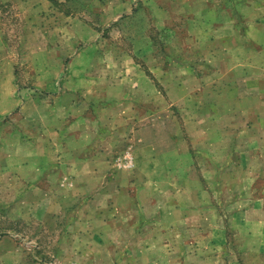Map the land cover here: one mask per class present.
Returning a JSON list of instances; mask_svg holds the SVG:
<instances>
[{"label":"crops","instance_id":"crops-1","mask_svg":"<svg viewBox=\"0 0 264 264\" xmlns=\"http://www.w3.org/2000/svg\"><path fill=\"white\" fill-rule=\"evenodd\" d=\"M177 1L182 0H172L171 10L165 12L167 22H173V12L178 8L185 9L177 13L186 16L194 5L186 0L182 3ZM14 2L28 5L33 12H36L34 6L40 2L43 5L46 2L52 4V0ZM217 3L223 5L220 4L219 11H213L214 15H210H217L216 22L212 24L214 26H211L215 30L218 28L217 35L215 31L212 33L215 37H211V40L216 38L217 45L215 51L211 49V44L206 49L211 55L219 51L223 55L236 53L237 58L231 64L234 67L226 72L232 70L241 73L243 83L232 79L227 73L224 77L222 71L220 80L215 82L227 84L230 92L226 93L233 97L236 95L233 99H236L235 106L240 109L232 111L235 106L224 109L221 102L219 105L215 102L214 107L209 108L212 103L207 104V98L202 101L203 98L197 96V102L208 105V108L203 114H182V118L174 124L172 143L168 139L161 140L160 132L166 126V115L160 86L148 80L129 82L127 96L122 95L126 87L110 84L103 77L105 70L99 69L98 76L93 77L90 85L92 94L84 92L87 85L80 82L82 69L70 66L71 62L80 59L83 51L79 50L74 56L64 51L62 33L54 37L58 29L48 27L42 30L31 22L17 39L16 48L15 44H9L6 36V40L3 39L4 33L0 29V205L11 202L16 210L18 207L30 209V206L34 208L38 203H51L58 195L65 217V199L72 203L68 204V210L76 206L80 234L83 230L87 232L89 224L97 227L104 221H117L122 211L132 212L139 220L146 219L147 223L152 216H158L163 225L178 223L182 218L198 225L200 217H206V221L207 217L227 214L240 217L244 215L250 200L254 202L252 208H255L256 200L263 199L259 196L264 195V129L258 131L263 111L260 105H264V0H218ZM159 5L158 8H161L162 4ZM125 6L127 10L133 7ZM207 8L210 5L203 8L199 16L202 13L207 15ZM190 14H193L192 11ZM209 19L206 22L211 24ZM14 50L18 53H14ZM63 55L65 59L70 56V61L63 67L62 97L54 98L46 91L25 87L26 81L42 87L39 82H44L45 68L63 62ZM241 56L247 59L244 64ZM226 57L223 59L227 67ZM17 62H40L37 65L44 68L35 73L34 67L32 73L22 76L17 73L18 67L21 68L16 66ZM6 65L8 69H3ZM29 65L32 66L31 63ZM221 65L222 62L220 69ZM27 68L28 65L23 67L24 70ZM209 68L211 70L212 67ZM113 72V67L107 69L108 75ZM22 85L25 87L24 98L20 96L19 88ZM135 87L138 88L135 89V96L141 100L142 113L135 116V120H138L136 128L133 129L131 125L130 131L125 134L124 124L128 118L129 122H133L134 117L126 116L123 110L119 118L123 134L118 129L117 115L113 119L105 114L118 103L132 111L135 100L132 88ZM75 90L82 94L72 99L66 98V94ZM240 90L250 93L241 95ZM85 95L88 102L82 100ZM248 102L259 106L246 111L243 105ZM233 119L237 122L229 121ZM217 121H220V126H217ZM230 123L240 127L233 132L234 136L229 135ZM150 128L158 133L155 146L140 141V135L146 134ZM125 135H130L137 145L143 146L141 150L147 155L146 161L133 160V167L137 166L140 174L118 176L115 172L109 178H102L101 173L97 178H78V171L102 170L103 164L98 156L103 154V139L111 140ZM113 143L105 141L103 145L110 149ZM128 150H132V145L128 146ZM104 152L107 153L106 150ZM113 166L115 171H128L116 163ZM119 221L124 224V219Z\"/></svg>","mask_w":264,"mask_h":264},{"label":"rangeland","instance_id":"rangeland-1","mask_svg":"<svg viewBox=\"0 0 264 264\" xmlns=\"http://www.w3.org/2000/svg\"><path fill=\"white\" fill-rule=\"evenodd\" d=\"M183 1L185 0L177 2ZM186 2L194 3L187 11L189 14L186 16L178 14L177 12L185 10L178 8L173 12L175 13L173 22L170 23L167 22L165 12L171 10L172 0H62V2L52 0L51 5L49 2L45 5L38 3L34 6L36 12H33V9L30 11L28 5L14 0H0V29L4 33L3 39L6 40V36L9 44H15V48L17 39L31 22L42 30L48 27L58 29L54 37L57 38L62 33L64 51H68L71 56L79 50L83 51L84 55L71 62L70 66L82 69L80 82L87 85L84 92L92 94L90 85L93 77L98 76L99 69L105 70L106 74L103 77L110 84L126 87L122 95L127 96L129 82L142 83L148 80L160 86L165 100L163 108L166 115V126L163 132H160L161 140L168 139L172 143L174 124L182 118V114H203L208 108V105L197 102V96L203 98L202 101L207 98V104L212 103L209 108L214 107L215 102H218V105L221 102L224 109L237 105L236 99H233L236 95L233 97L226 93L230 92L227 84L215 82L220 80L221 71L224 72V77L227 73L232 79L243 83L241 73L232 70L226 72L234 67L231 64L237 58L235 52L223 55L219 51L211 55L206 49V46L211 44V49L215 51L217 41L216 38L211 40V37L215 31L217 35L218 28L215 30L211 26H214L212 24L216 22L217 15L216 17L210 15L218 12L220 4H223L217 3L218 0ZM208 2L211 3L207 4ZM159 4H162L163 10L158 8ZM124 5L133 7L127 10ZM208 5L210 8L206 9L207 15L202 13L199 16L200 11ZM190 10L193 14H190ZM207 18H211L209 19L212 21L211 24L206 22ZM117 19L121 21H116ZM15 50L14 53H18ZM10 53L12 52L8 54ZM225 56L227 67L223 59ZM240 58L243 64L247 60L244 56ZM69 61L70 56L65 59L63 55V62L46 67L44 82H39L42 87L32 81H26L25 87L31 86L46 91L54 98L62 97L63 67L67 66ZM221 62L223 66L221 65L220 69ZM29 63L17 62L16 66H21L18 67L17 73L23 76L32 73L34 67L35 73L44 68L43 65H37L40 62ZM25 65L29 67L26 70L23 69ZM210 66L213 69L210 70ZM111 67L114 72L108 75L107 69ZM5 68L8 69L7 65L3 66V69ZM160 84H163V87ZM25 87L22 85L19 88L22 98L25 97ZM197 87L200 89L197 90ZM132 89V97L135 99L132 111L129 112L118 103L105 114L107 117L108 115L110 118L114 117L113 119L117 115L118 129L123 134L119 121L123 110L126 116L134 117L133 122H129L128 118L124 124L125 134H128L131 125L134 129L135 123L138 122L135 116L142 113L141 100L135 96L137 92L135 89L138 88ZM240 92L243 93L241 95L250 93L249 91L244 93L242 90ZM80 94H82L80 91L75 90L66 94V98L72 99ZM179 95L181 99L178 98ZM82 100L88 102V96H82ZM257 106L259 105L256 103L248 102L243 108L248 111ZM260 106L263 111L258 131L264 129V105ZM237 109H240L239 106H235L232 111ZM240 111L244 112L242 109ZM250 115L252 117V113ZM233 120L229 121L237 122L236 119ZM217 126H220V121H217ZM237 128L240 127H234L230 123L229 135L234 136L233 132ZM145 133L140 135L141 143L149 142L155 146L158 140L157 131L150 128ZM105 141L114 142L110 149L103 145ZM129 145H132L133 154L128 150ZM141 147L143 146L137 145L130 135L111 140L103 139L101 143L103 154L98 156L103 164L102 170L78 171L77 173H80L78 178L86 176L97 178L100 173L102 178H109L115 172L119 174L118 176H128L126 173L131 176L135 173L140 174L137 166L133 167V160H147V155ZM198 153L200 156L201 153L199 151ZM113 163L121 168H127L128 171H115ZM259 198L263 199L256 200L258 202L255 208H252L254 202L250 200L248 207L244 209V215L240 217L227 214L214 218L207 217V221L206 217H200L198 225L182 218L178 223L163 225L160 224L158 216H152L147 223L146 219L139 220L132 212L122 211L119 212L117 221L114 220L113 223L104 221L97 227L89 224L87 232L83 230L82 234L78 232L80 220L76 206L68 210V204L72 203L65 199V217L58 195L54 196L53 202H45L43 205L38 203L34 208L30 206V209L18 207L16 210L11 202L6 203L0 205V264H264V195ZM120 219H124V224L119 221Z\"/></svg>","mask_w":264,"mask_h":264}]
</instances>
